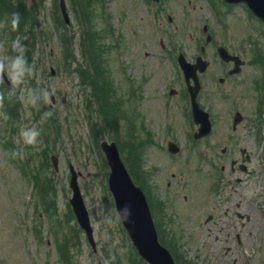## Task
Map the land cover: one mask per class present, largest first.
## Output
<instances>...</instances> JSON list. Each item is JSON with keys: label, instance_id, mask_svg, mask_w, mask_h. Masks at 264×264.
Returning a JSON list of instances; mask_svg holds the SVG:
<instances>
[{"label": "rangeland", "instance_id": "374dc122", "mask_svg": "<svg viewBox=\"0 0 264 264\" xmlns=\"http://www.w3.org/2000/svg\"><path fill=\"white\" fill-rule=\"evenodd\" d=\"M22 2L32 13L31 19L27 20L26 38L12 35L10 21L0 24V59L15 56L17 52L11 43L18 37L22 38L26 45L25 53L32 56L25 55L35 67L30 77L34 81L35 78L42 79L41 82L38 80L41 87L46 88L49 84L56 99L52 115L58 124H54V131L49 127V134H44L48 142L43 135L44 144L39 137L40 141L33 149V145L24 142L23 133L44 125L45 119L34 122L30 108L24 105L16 128L0 116V264H67L59 260V237L64 231L70 239L68 247L73 264H145L136 257L118 220L107 189L108 168L103 162L99 142L91 137L92 124L102 127L105 123L97 122L102 117L96 110V101L91 98L90 84L83 85L80 74L73 71L78 65L88 67V59L81 46L88 28L83 15L88 1L84 5L80 2L79 6L76 0H65L70 26L62 20L58 0ZM92 3V7L88 4L93 8L91 22L97 21L96 32L106 37L108 68L118 92L121 93V86L125 83L122 80H131L139 75L142 84L145 83L141 89L142 114L161 134L162 124H167L168 117L163 111V90L167 93L169 85L174 89L178 86L176 77L173 79L174 71L159 76L153 73L161 50L159 42L164 43V50L181 51L187 61L194 62L200 55V46L204 44L201 28L208 26L214 45L205 48L204 57L210 65L201 76L202 92L198 102L209 113L211 133L194 140L197 126L191 121L190 126L184 119L186 116H181V108L177 104H169L173 108L170 115L175 132L164 139L160 136L150 139L152 142L145 143L139 151L146 173V180L142 183L148 189L152 175L159 202H163L164 208L170 207L167 208L170 218L165 217L166 226L176 230L163 232L177 262L264 264V79H261L264 69L253 63L257 55L264 57V26L250 19L243 8H234L220 21L205 0H164L163 19L155 24L144 16L146 10L141 0H93ZM72 4H76L78 9L73 11ZM85 14L90 19L86 9ZM166 15L173 20L170 26ZM31 32L35 35L32 36ZM63 37H66L64 46L60 42ZM217 46L225 47L229 53L246 62L237 76L227 77L229 66L217 57ZM254 48L259 51L255 52ZM51 69L54 76H51ZM168 71L164 69L161 72ZM219 78H224L225 82L219 84ZM89 100L90 108H87ZM49 102L48 97L42 104L48 107ZM125 107L122 113L131 122L132 134L137 135L139 124L132 109ZM235 111L241 113L243 120L232 131ZM0 112H3L1 104ZM90 113L91 118L94 115V121L88 120ZM121 136L124 140L126 134ZM111 137V131H106L104 140L111 142ZM7 141L15 148L17 158L5 151ZM167 142L177 144L180 152L175 156L169 154ZM240 150L244 153L241 154ZM52 154L58 157L57 172L50 164H46L44 169L47 156ZM25 158L31 165V173L29 167L28 171L25 169ZM242 159L246 170L238 169L232 174L230 160L239 164ZM69 165L80 174L78 186L93 229L95 250L78 227L69 203L72 198ZM33 172L45 182L48 195L38 191L34 197ZM235 179H241V183L237 184ZM231 185L235 191L228 194ZM44 195L53 200L49 214L44 209L46 204L40 202ZM223 197L228 203L220 202ZM216 199L219 200L220 222L224 221L225 208L234 207L237 203H241L240 213L249 219L233 217L234 209L230 216L227 213L225 220H231L235 227L208 230L218 222L216 218L213 219L215 224L207 220V216L215 212ZM108 218L111 223L107 222ZM159 222H162L161 218ZM67 238L63 240L67 242ZM63 247L67 251V246Z\"/></svg>", "mask_w": 264, "mask_h": 264}, {"label": "water", "instance_id": "95a60500", "mask_svg": "<svg viewBox=\"0 0 264 264\" xmlns=\"http://www.w3.org/2000/svg\"><path fill=\"white\" fill-rule=\"evenodd\" d=\"M227 1L246 2L250 6L253 14L264 22V0ZM60 10L64 22L69 25V16L66 12V6L63 0H60ZM222 53L224 52L221 51V55ZM199 64L200 71L203 72L206 68L205 63ZM195 69H185V76L187 79H189V77L194 79L195 87H190L189 92L191 96L192 112L195 122L199 123L201 126L198 137H201L207 135L210 132V122L208 115L198 108L195 101L199 91V84L195 75ZM47 90L50 93L51 100H53L49 84L47 86ZM239 121L240 118L237 116L235 122L237 123ZM101 148L105 153L107 164L111 171L108 180L109 189L114 196L119 216L126 227L138 253L149 264H174L169 252L164 249L157 241L156 233L151 222L145 198L141 190L133 185L129 176L127 175L123 165L121 164L115 145H107L106 143H102ZM53 160L54 167L57 169L56 160ZM70 169L72 172L70 187L73 190V198L70 200V203L73 206V211L81 228L84 229L91 246L94 247L92 230L89 225L87 212L77 189L76 175L73 172V168L70 167ZM125 205L130 208L131 214L127 218H122L120 211Z\"/></svg>", "mask_w": 264, "mask_h": 264}, {"label": "flooded vegetation", "instance_id": "af4514ba", "mask_svg": "<svg viewBox=\"0 0 264 264\" xmlns=\"http://www.w3.org/2000/svg\"><path fill=\"white\" fill-rule=\"evenodd\" d=\"M141 1H142V5L144 6V9L146 10L144 16H146L149 19V21L153 22V24H155L156 20L160 23V19H163L162 12L164 11L162 9V4L161 3H157V4L152 3V2H149L148 0H146V1L141 0ZM218 2H220L222 5H224L222 7L226 8V9L233 8L234 6H243L244 7V5H240V4H238V5L225 4V3H223L222 0H218ZM165 17H166L167 23L169 25H171L172 24L171 17L169 15H166ZM160 44L162 47H164L162 41H160ZM179 55H180V53L177 51L161 50L158 53L157 63H156V67H154V69H153V73L156 76H159L162 74L166 75L167 73L172 72V71H174V72L179 71V67L177 65V59H178ZM224 64L229 66V68L226 69V73L231 68L234 67L233 62H228V63H224ZM164 69H168L169 71L168 72H161ZM153 73L150 72L149 73L150 76L153 77L154 76ZM30 79L33 80L32 77H30ZM173 79H174V76H173ZM38 80L40 82L42 81V79L35 78V81L31 82L30 87H36L38 85ZM141 80L142 79L139 75L134 77V82L132 84L133 87H132L131 99H130V101H128L132 105V111L136 117L135 121H137L139 124V133L137 135H142L145 137L160 136V137L165 138L166 135L170 134V128L167 126V124L165 122H163V124H162L163 131L161 134L159 129H155L153 126H150V123L146 119V115L142 114L143 109H142L141 104H140L141 100H142L141 89L143 87H145V83L142 84ZM171 81L174 82L173 80H171ZM176 84L178 86L177 89L168 88L167 93L165 92V90H163V95H164V96L162 95L163 111L165 110L164 114H168L167 121H166L167 123L169 121L170 113L173 112V108L170 107L169 104H172L174 102L175 104H177V107H179L180 106L179 102L184 103L185 100L188 98L186 87L182 86L180 81H178V82L176 81ZM22 87L26 89L25 84ZM7 88H10V87H7ZM166 88H167V85H165V89ZM7 91H9V90H7ZM18 96H19V94L16 93V96L12 97L11 99L17 100ZM164 101L166 104L164 103ZM169 108H171V110ZM236 169H238V167L231 169V172L234 173L236 171ZM150 184H151V186H150L151 197L153 198L151 200L153 219H154L156 224H158L156 221H158L159 218L162 219L164 224H168L167 221L165 220V217L168 218L169 214L167 213V208H170V207L169 206H166L165 208L163 207V202H159L160 198L157 197V191L155 190V187L152 186V180H150ZM234 191H235V189H234ZM162 197L164 199V196H162ZM218 203H219V201H217V204H215L216 207L213 208L215 210L214 214H209L207 216V219L209 218L211 223L215 224V222L213 221L214 218H216L218 220V222L215 224L214 228L210 227L208 230H225V229H229L231 227V225H233L235 227V224H232L231 220H230V222H226V220H225V217L228 218L227 213H229V216H230V212H231V208H232L231 206L228 207L227 211L223 214V215H225V216H223L224 221L220 222V217L218 214V210H219L218 209ZM240 206H241V204L237 205V207H240ZM233 217H238L237 213L234 212ZM167 230H176V229H171L170 227H168Z\"/></svg>", "mask_w": 264, "mask_h": 264}, {"label": "clouds", "instance_id": "9594fccd", "mask_svg": "<svg viewBox=\"0 0 264 264\" xmlns=\"http://www.w3.org/2000/svg\"><path fill=\"white\" fill-rule=\"evenodd\" d=\"M21 15L19 12H15L11 15V26L13 30H16L21 22ZM11 47L17 52V54L11 58L0 59V79L5 75L8 77L11 88L7 93L8 98L16 96L17 89H20L19 96L17 97L26 107L33 108L39 107L42 101L46 102L50 93L44 87L37 85L36 87L23 88L28 77H30L34 71L33 65H31L25 55L26 45L21 38H16L12 41ZM4 99L3 94H0V103ZM0 116L3 119H8L6 113L0 112ZM52 112L48 111L43 113V118L51 117ZM24 142L28 145L38 144L41 133L37 127H32L26 130L24 133ZM131 214L130 208L125 205L120 215L122 218H127ZM108 223H111V219H107Z\"/></svg>", "mask_w": 264, "mask_h": 264}, {"label": "trees", "instance_id": "16d2710c", "mask_svg": "<svg viewBox=\"0 0 264 264\" xmlns=\"http://www.w3.org/2000/svg\"><path fill=\"white\" fill-rule=\"evenodd\" d=\"M79 1L82 2L84 5L86 0H79ZM30 11H31L30 8H28L23 2L22 3L19 2V0H0V23H4V22L6 23L7 21H11V15L15 12H19L21 17H22L19 28H22L25 25V22L28 19H31L32 13ZM99 36L100 37L98 38V40H97L96 35L91 36V39L89 41H92V42L90 43V45L86 46V48L90 49L87 52V54L92 55L91 61L95 64L96 67L98 66V64H100L101 53L106 52V50L104 48V44L100 42V40L103 37L101 35H99ZM60 37H61V34L59 35V38ZM60 42L64 46V44L66 42V37L61 38ZM101 73H102L101 75L103 76V80H104L105 74L103 72H101ZM99 75H100V72H95L94 78H95L96 82H98L100 80ZM93 96L98 101L99 109H100V101L101 100H102L101 108L103 110H104L105 106H109L110 108H115V105H113L114 98L111 95H109V93H107L105 91H101V85L100 84H97L96 89H95V93L93 94ZM67 121H68V119H67ZM108 122L110 123V126L114 130H116L117 119L114 115H112V117H110V115L108 116ZM94 138L97 140L99 139L97 135H94ZM35 179H37V178H35ZM62 240L63 239H61V241ZM61 243H62V245H64L67 242L62 241ZM64 257L65 256L63 255V258Z\"/></svg>", "mask_w": 264, "mask_h": 264}]
</instances>
